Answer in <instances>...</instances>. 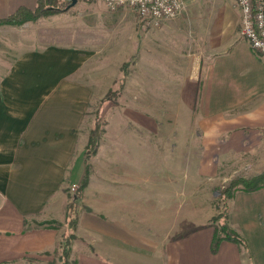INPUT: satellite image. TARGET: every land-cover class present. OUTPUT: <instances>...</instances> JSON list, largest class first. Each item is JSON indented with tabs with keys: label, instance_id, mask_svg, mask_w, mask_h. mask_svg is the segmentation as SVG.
Returning <instances> with one entry per match:
<instances>
[{
	"label": "crops",
	"instance_id": "obj_1",
	"mask_svg": "<svg viewBox=\"0 0 264 264\" xmlns=\"http://www.w3.org/2000/svg\"><path fill=\"white\" fill-rule=\"evenodd\" d=\"M224 2L213 10L186 5L159 26L143 25L151 29L138 40V77L132 70L125 83L138 94L140 117L129 118V133L113 132L120 144L95 155L106 154V182L89 176L70 264H264V188L238 190L228 201V224L246 245L223 240L211 249L216 211L208 214L205 190L264 172V56L241 36L235 0ZM117 47L102 53L76 39L34 45L0 81V264H47L28 258L57 249L64 225L29 228L25 221L65 219L63 180L71 169L79 184L86 166L83 150L73 152L72 131L92 94L110 89L130 55L127 37ZM130 134L139 136V152L127 148L135 142Z\"/></svg>",
	"mask_w": 264,
	"mask_h": 264
},
{
	"label": "rangeland",
	"instance_id": "obj_2",
	"mask_svg": "<svg viewBox=\"0 0 264 264\" xmlns=\"http://www.w3.org/2000/svg\"><path fill=\"white\" fill-rule=\"evenodd\" d=\"M27 1L32 2V0H0V18H5L6 16L15 13L21 6L29 7L27 6V4L24 5V3H27ZM37 2L38 0H35V6L33 8H29L34 9L37 6ZM72 2L70 4H67L60 11L44 14L34 20H28L24 23L0 25V81L2 83L3 80L8 79L9 75L12 73V68L18 65V59L20 58L24 48L30 49L34 48V45L38 47L43 43L54 42L60 44H72L76 39V42L80 43V46H86V48L89 46L97 48L99 47L100 51L103 53L102 50L106 48H109L110 52L113 51L112 49H114L115 47L114 51H117V45H119V43H121L122 40L126 39L127 37L131 44L130 55L122 63L117 75L112 78V86L110 87V89L103 92H101L102 88H98V91L92 94V97L90 98L91 100H89L86 107V111H84L81 123L72 131V135H76V142L73 152L77 154L80 150H83L82 155H85L84 160L86 161L87 159V162L90 165L89 176L92 173L93 181L98 182L99 179L96 178V175L101 174L103 177V182H106V149L110 147V145H108L109 143H114L115 146H117V144H120L119 142L112 141L114 140L112 138L114 136L113 132H116L115 135L117 136V134L122 133L123 129L125 128L124 130L129 133V130L132 128L131 124H134L130 123V119H139L140 117L138 112L139 105L137 102L138 94L133 91H129V86H131V84L126 86L125 83H128L126 82V79L124 80L123 85L121 84L120 79H122L125 71H127L129 74V72L132 70L136 72L135 74L138 77V40L141 45L144 41L146 31L151 28H144L143 25L145 24L143 19L140 17L137 11L131 8L124 7L115 11H110L104 5V3L99 0H76L74 4H72ZM223 2L224 0H191L187 5L200 6V8L206 7V9L213 10L214 8L222 7L225 3ZM69 5L72 6L68 8ZM148 35H150L149 32H147V38L152 37ZM153 38H155V36H153ZM150 42H147L145 44L147 47V52L149 54H153L155 50L154 47L152 48L151 46H153L154 43ZM137 77H132V79L136 81L134 82L135 84L138 80ZM110 79L111 78H109L108 81ZM150 97L151 95L148 96V98ZM157 112L158 117L161 119L166 116L163 111L159 110ZM96 125L99 127V129H101L97 150L95 153H92L87 157L84 151L86 150V146L88 145L91 130ZM109 130H111V133ZM51 133H54L57 136H61L62 134V132L53 130L51 131ZM135 133H138V130ZM136 137L139 136L130 134V138L132 141H135L134 139ZM151 144L155 146L153 143ZM126 146L128 149L133 151L139 152L140 150L139 143L136 141L133 143L129 142L128 144H126ZM142 147H144V144L142 145ZM127 148L125 149L128 154L127 160L132 159L133 161H135L136 159L134 157H130V153L128 152ZM150 150L148 149L146 151L147 155ZM98 151L105 152L103 153V158L98 160L99 162L101 161L99 164L97 163L98 161L95 157ZM147 155L146 162L148 159ZM94 157L95 162L97 163V168H95V170L94 166H91L93 165L92 161L94 160ZM139 160L143 161L144 157L139 156ZM70 170H68L66 173L61 191H63L64 200L66 203V216L67 208L68 206H70V209L72 211V218H74V213H76V216H78L79 219L80 212L82 210H85L86 207L82 204L83 195L81 199H75V195L79 192L81 182L79 184L71 182ZM255 176L245 178H252ZM222 189L223 188L219 189V191L215 189L205 190L206 195L211 198L210 204L212 208L210 209V212L208 214H213V212L215 211L216 215H218L219 213H224L225 203L219 198L220 191ZM93 193L91 195H93ZM202 197L204 198V195ZM197 201H199V197ZM205 207L206 206L201 203L195 206L193 209L197 213H204ZM55 221L60 223V225L57 227V230L59 229L60 231L62 229L61 225H64L66 231V217L63 221L51 218L47 221L42 222H38L35 220L34 223L27 220L26 218L25 225L29 228L35 226L38 228H53L50 226L51 223ZM202 223L203 221L195 220L194 225L199 226ZM56 250L61 253L60 243L58 244ZM56 250L45 253L44 255H40L38 257L35 256L36 259L32 261L37 262L41 259H44L46 260L47 264H51V260L56 261L57 259L55 253ZM16 262L17 264H24L25 262H27V258H20L19 260H16ZM55 264L64 263L63 261L57 260Z\"/></svg>",
	"mask_w": 264,
	"mask_h": 264
},
{
	"label": "trees",
	"instance_id": "obj_3",
	"mask_svg": "<svg viewBox=\"0 0 264 264\" xmlns=\"http://www.w3.org/2000/svg\"><path fill=\"white\" fill-rule=\"evenodd\" d=\"M73 0H38L37 6L34 9H31L26 6H21L19 9L5 18H0L1 24H15V23H24L28 20H34L39 18L40 16L48 13H52L55 11H60L67 4H70ZM125 71V70H124ZM126 75L128 72L125 71L122 79H120L121 84H124V80L126 79ZM101 133V129L96 125L90 134V139L88 145L86 146V156H90L92 153H95L97 150L99 135ZM85 156V155H84ZM85 172L80 183L79 192L75 195V199H81L83 195V189L86 187L89 180V169L90 165L85 161ZM264 188V172L258 176L252 178L245 177H237L231 180L225 187L220 191L219 198L223 200L225 203V211L224 213H219L215 215L212 219V222L215 224V232L211 242V249L213 253H216L219 249V246L223 240H230L239 245H246L245 239L234 229H232L227 220H228V211L229 204L228 201L233 197L235 192L238 190H242L245 192H253ZM72 211L70 206L67 208V216H66V231L62 234L60 240V248L61 253L59 251H55L56 253V261H63L64 264H69V254L71 251L72 241L76 238L75 230L78 223V216L74 213V218L71 215ZM224 219V220H221ZM60 225L57 221L51 223L50 227L57 228ZM36 257H29L28 260H35ZM55 260H51V264H55Z\"/></svg>",
	"mask_w": 264,
	"mask_h": 264
},
{
	"label": "built area",
	"instance_id": "obj_4",
	"mask_svg": "<svg viewBox=\"0 0 264 264\" xmlns=\"http://www.w3.org/2000/svg\"><path fill=\"white\" fill-rule=\"evenodd\" d=\"M110 11L124 7L138 12L146 26H159L164 19L180 14L191 0H99ZM241 10V36L264 56V0H235Z\"/></svg>",
	"mask_w": 264,
	"mask_h": 264
},
{
	"label": "water",
	"instance_id": "obj_5",
	"mask_svg": "<svg viewBox=\"0 0 264 264\" xmlns=\"http://www.w3.org/2000/svg\"><path fill=\"white\" fill-rule=\"evenodd\" d=\"M76 2V0H73V2H72V4H74ZM72 5H69V7L68 8H70Z\"/></svg>",
	"mask_w": 264,
	"mask_h": 264
}]
</instances>
